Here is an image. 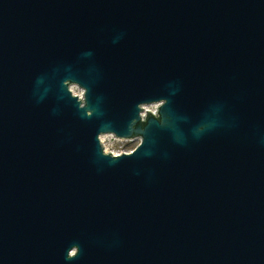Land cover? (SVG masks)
I'll use <instances>...</instances> for the list:
<instances>
[{
  "label": "water",
  "instance_id": "obj_1",
  "mask_svg": "<svg viewBox=\"0 0 264 264\" xmlns=\"http://www.w3.org/2000/svg\"><path fill=\"white\" fill-rule=\"evenodd\" d=\"M0 264H264V0H0Z\"/></svg>",
  "mask_w": 264,
  "mask_h": 264
},
{
  "label": "rangeland",
  "instance_id": "obj_2",
  "mask_svg": "<svg viewBox=\"0 0 264 264\" xmlns=\"http://www.w3.org/2000/svg\"><path fill=\"white\" fill-rule=\"evenodd\" d=\"M75 93L80 94L82 91L77 86L73 85L71 87ZM81 91V92H80ZM155 106L148 107L149 109H154ZM107 136L103 140L104 148L107 152L119 153L123 151H130L138 144L139 140H127V139H115L112 135L106 134Z\"/></svg>",
  "mask_w": 264,
  "mask_h": 264
},
{
  "label": "bare ground",
  "instance_id": "obj_3",
  "mask_svg": "<svg viewBox=\"0 0 264 264\" xmlns=\"http://www.w3.org/2000/svg\"><path fill=\"white\" fill-rule=\"evenodd\" d=\"M73 90V89H72ZM74 91V90H73ZM107 135L106 134H104V135H100V140H101V142L104 140V138L106 137Z\"/></svg>",
  "mask_w": 264,
  "mask_h": 264
},
{
  "label": "built area",
  "instance_id": "obj_4",
  "mask_svg": "<svg viewBox=\"0 0 264 264\" xmlns=\"http://www.w3.org/2000/svg\"><path fill=\"white\" fill-rule=\"evenodd\" d=\"M112 138H114V137L112 136Z\"/></svg>",
  "mask_w": 264,
  "mask_h": 264
}]
</instances>
